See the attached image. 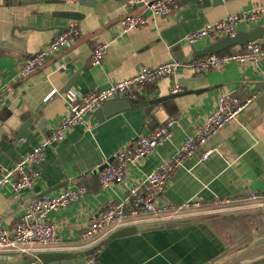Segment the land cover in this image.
<instances>
[{
	"label": "crops",
	"instance_id": "obj_1",
	"mask_svg": "<svg viewBox=\"0 0 264 264\" xmlns=\"http://www.w3.org/2000/svg\"><path fill=\"white\" fill-rule=\"evenodd\" d=\"M82 1L91 3L24 0L15 6H0V44H6V49L0 48V167L13 164L58 125L67 112L66 92L87 94L123 80L141 67L152 68L171 59H194V50L215 40L203 38L189 44L185 40L188 34L228 15L243 14L264 5V0H176L177 7L169 14L149 17L144 25L123 32L120 20L130 13L142 14L143 7L130 8L124 0ZM57 11L78 12L80 19L56 16ZM69 22H74L80 32L72 46L60 49L33 74L20 78L18 71L26 58L63 31ZM252 28H264V17L254 23L238 22L235 34ZM257 41L264 45V34ZM96 42L107 45L100 64L91 63ZM59 63L65 67L57 69ZM73 74L76 75L72 86L64 90ZM173 81L181 86L182 95L164 100L151 118L144 108L101 119L95 116L99 106L89 112L85 122L76 124L63 140L46 149L40 177L32 190L13 193L8 187L0 188V225L11 230L24 215L26 202L45 191L54 194L82 184L87 188L83 198L49 212L57 240L49 249L39 251L79 249L88 243L89 237L84 232L99 212L127 199L129 187L142 182L185 138L192 136L214 109L221 92L250 101L237 118L183 160L157 201L179 204L196 199L209 205L220 198L241 201L252 192L264 194V104L256 102L264 91V58L254 63L228 62L204 73L183 68L174 76L144 85L137 98L170 95ZM52 90L55 93L46 99ZM29 115L47 123L39 130L36 120L26 138H15L12 128ZM170 119L175 123L169 129V137L150 156L128 163L122 182L102 188L100 170L107 164H116V154L137 137L148 136ZM205 149L211 152L202 160L200 155ZM144 188L141 186L142 191ZM219 213L222 212L207 215ZM252 217L257 216L217 218L117 238L96 251L95 261L96 264H221L222 257L235 244L234 229H228L229 226L232 228L231 223L237 222L251 224ZM252 223L251 228L248 225L249 232L263 233L258 231V224ZM261 251L264 247L257 250ZM15 255L0 253L7 256L0 262L14 264ZM81 261L53 264H81Z\"/></svg>",
	"mask_w": 264,
	"mask_h": 264
},
{
	"label": "built area",
	"instance_id": "obj_2",
	"mask_svg": "<svg viewBox=\"0 0 264 264\" xmlns=\"http://www.w3.org/2000/svg\"><path fill=\"white\" fill-rule=\"evenodd\" d=\"M124 1L130 8L143 7V12L124 16L120 20L123 32L144 25L149 17L167 15L177 7L176 0ZM263 17L264 5H260L243 14H231L220 21L207 24L200 30L188 34L185 40L186 43L192 44L203 38L218 40L232 36L235 34V26L238 22L254 23ZM79 36L80 32L76 24L69 22L65 30L57 33L46 45L26 58L18 71L19 77L33 74L48 57L53 56L60 49L72 46ZM106 49V44L94 43L91 63L100 64ZM261 58H264V45L253 41L242 46H235L228 52L207 54L194 59H171L152 68L141 67L133 75L87 94L77 95L74 91H68L64 94L67 112L58 125L13 164L0 167V188L8 187L13 193L32 190L35 180L40 177V167L44 161L46 149L63 140L76 124L85 122L86 115L106 100L124 96L137 98V93L144 85L156 82L164 76H174L183 68H188L195 73H204L220 68L228 62L254 63ZM56 66L57 69H63L65 64L59 63ZM181 90L179 84H173L170 89L172 94L179 93ZM54 93L55 90H52L46 99ZM249 101H240L229 92H221L215 100L214 109L207 114L192 136L185 138L175 152L149 172L142 182L129 187L127 199L99 212L84 232V236L89 237L88 243L80 248L91 247L102 241L110 232L127 225L152 220L172 221L244 208H264V194L257 192L250 193L241 201L220 198L209 205L202 204L196 199L179 204L157 201L172 173L182 165L183 160L198 147L206 144L226 123L237 118ZM174 123V119L168 120L165 124L157 126L148 136L137 137L135 141L117 153L116 164H107L98 174L101 187L108 188L116 182H122L127 164L150 156L156 146L169 137V129ZM210 152V149L203 150L201 159H206ZM141 186H144L145 190L142 191ZM86 193V186L81 184L75 188H63L54 194L47 193L28 200L24 215L11 230L0 225V253L35 254L41 249H49L57 240L56 227L48 219L49 212L64 208L67 204L83 198ZM81 264H96L95 257L90 255L82 259Z\"/></svg>",
	"mask_w": 264,
	"mask_h": 264
},
{
	"label": "water",
	"instance_id": "obj_3",
	"mask_svg": "<svg viewBox=\"0 0 264 264\" xmlns=\"http://www.w3.org/2000/svg\"><path fill=\"white\" fill-rule=\"evenodd\" d=\"M0 6H15L20 2H24V0H1ZM34 1H48V2H60L65 0H34ZM78 4L88 5L91 2H83L82 0H77ZM54 15L68 19V20H79L80 14L78 12L73 11H57ZM17 28L13 26V29ZM66 27H63L62 30H65ZM264 34V28H252L248 31L238 32L232 36H226L211 42L204 48L200 50H194L193 56L195 58L205 56L207 54H215L222 51H225L229 48L235 46H242L248 42L257 41L262 37ZM0 48L6 49V44L2 42L0 44ZM76 74H73L66 84L64 85V90H67L69 87L72 86L74 77ZM175 82L173 81L172 84ZM182 95L181 92L170 94L164 97H155V98H130L128 96L124 97H117L112 98L109 100L104 101L99 105L95 112V116L98 119L103 117H108L116 113L124 112L127 110H135L138 108H144L145 114L148 117L153 116V112H155L157 106L160 103L164 102V100L178 97ZM260 105L264 104V91L260 94V96L256 99ZM38 120L36 124L39 130H42V125H45L47 122L43 119H35L33 115H29L27 118L22 119L17 126L12 128L13 136L15 138H26L29 133L31 132L30 126ZM49 193L48 191L43 192L41 195ZM40 195V196H41ZM264 212V208H255V209H241V210H234V211H227L222 212L219 214H212V215H204V216H195L191 218L185 219H177L172 221H151V222H142L132 225H127L120 227L112 232H110L103 240V243H97L91 247L87 248H80V249H72V250H62V251H39L35 254H19L13 257L14 264H53L62 261H71V260H80L84 259L90 255H93L96 251L102 249L103 246L109 244L112 240L137 234L143 233L152 230H163V229H171L178 225H195L197 223L212 221L217 218H241L246 216H260ZM264 247V233L259 234L252 240L248 241L246 244L245 250L251 249L252 253H256L257 250ZM258 255L264 254V251L257 252ZM257 254H255L257 256ZM6 260L7 256H0V260ZM3 264V262H0Z\"/></svg>",
	"mask_w": 264,
	"mask_h": 264
},
{
	"label": "rangeland",
	"instance_id": "obj_4",
	"mask_svg": "<svg viewBox=\"0 0 264 264\" xmlns=\"http://www.w3.org/2000/svg\"><path fill=\"white\" fill-rule=\"evenodd\" d=\"M259 221H256L255 224H258L259 230H264V215L259 217ZM230 221H234L235 219H232ZM260 222V224H259ZM231 226H227L228 229H234V246L232 248V251L228 253V255L223 256L221 260V264H264V255H258L257 253H250L251 249H248V251L245 250L246 244L248 241L252 240L256 236H258L261 233L255 234V232H249L248 225L254 226L253 223L247 224L245 222H237V223H231ZM244 235L242 238L239 235ZM240 238V239H239ZM257 254V256L255 255Z\"/></svg>",
	"mask_w": 264,
	"mask_h": 264
},
{
	"label": "trees",
	"instance_id": "obj_5",
	"mask_svg": "<svg viewBox=\"0 0 264 264\" xmlns=\"http://www.w3.org/2000/svg\"><path fill=\"white\" fill-rule=\"evenodd\" d=\"M231 50V48H229V49H227V50H225V52H228V51H230ZM262 216V214L260 215V216H257V217H252V218H249V220H250V222L252 223V222H256V221H259V217H261ZM259 224H260V222H259ZM261 232H263L264 233V230H262ZM100 243L102 244L103 243V240L102 241H100ZM94 257L97 255V252H95L94 254Z\"/></svg>",
	"mask_w": 264,
	"mask_h": 264
}]
</instances>
